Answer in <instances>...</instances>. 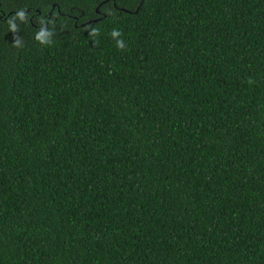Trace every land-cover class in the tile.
<instances>
[{
    "label": "trees",
    "instance_id": "obj_1",
    "mask_svg": "<svg viewBox=\"0 0 264 264\" xmlns=\"http://www.w3.org/2000/svg\"><path fill=\"white\" fill-rule=\"evenodd\" d=\"M0 264H264V0H0Z\"/></svg>",
    "mask_w": 264,
    "mask_h": 264
},
{
    "label": "clouds",
    "instance_id": "obj_2",
    "mask_svg": "<svg viewBox=\"0 0 264 264\" xmlns=\"http://www.w3.org/2000/svg\"><path fill=\"white\" fill-rule=\"evenodd\" d=\"M17 18H19L21 21H25L26 20V14L23 10L19 11L16 16L12 17L8 23H9V26H10V30L13 32V33H17L18 32V28H17V25H16V20ZM43 24V22H42ZM51 31L47 30L46 27H41L37 33H36V39L38 41H40L42 44H45L47 41L45 39V37L47 35H51ZM91 35L92 36H97L98 35V30L96 29H93L92 32H91ZM111 36L116 39L118 37L121 36V32L117 29H113L112 32H111ZM117 47L120 48V49H124L125 48V43L122 39H117ZM14 44L15 46H19V37L16 35L14 36ZM249 84L253 83V81L251 79H249L248 81Z\"/></svg>",
    "mask_w": 264,
    "mask_h": 264
}]
</instances>
